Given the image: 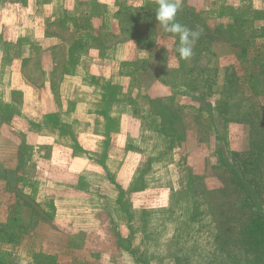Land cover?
<instances>
[{
	"label": "rangeland",
	"instance_id": "374dc122",
	"mask_svg": "<svg viewBox=\"0 0 264 264\" xmlns=\"http://www.w3.org/2000/svg\"><path fill=\"white\" fill-rule=\"evenodd\" d=\"M157 7L0 0V264H264V0Z\"/></svg>",
	"mask_w": 264,
	"mask_h": 264
},
{
	"label": "clouds",
	"instance_id": "9594fccd",
	"mask_svg": "<svg viewBox=\"0 0 264 264\" xmlns=\"http://www.w3.org/2000/svg\"><path fill=\"white\" fill-rule=\"evenodd\" d=\"M183 0H158L155 11V20L166 33L178 37V45L175 51L179 59L189 60L194 52L193 46L200 36V31H194L177 20V14L182 9Z\"/></svg>",
	"mask_w": 264,
	"mask_h": 264
},
{
	"label": "crops",
	"instance_id": "0c3cea01",
	"mask_svg": "<svg viewBox=\"0 0 264 264\" xmlns=\"http://www.w3.org/2000/svg\"><path fill=\"white\" fill-rule=\"evenodd\" d=\"M23 4V5H22ZM20 6H21V8H24V9H27V7L29 6V4L27 3H22ZM37 4V3H36ZM44 5V4H43ZM31 8V7H30ZM34 20V19H33ZM34 23H38V22H35V21H33ZM30 23V22H27V23H29V26H32L34 23ZM6 23H9L8 22V20H7V18H1L0 17V28H3V26H5V24ZM44 30V29H43ZM46 33V34H45ZM48 36V31H46V32H42V38L40 39V40H45L47 37H45V36ZM21 40V42H23V39L22 38H20V37H17L16 38V40ZM34 40H36V39H34ZM34 40L33 39H31V38H29L28 39V41L26 42L27 43V46L28 47H31L32 48V46L34 45ZM39 40V41H40ZM38 42V41H37ZM40 44V43H39ZM60 45H61V42H60ZM21 46H23V44H21ZM62 46V45H61ZM43 50V49H42ZM2 51V50H1ZM49 51H47V50H44V53L43 54H45V53H48ZM51 53H52V51H51ZM42 54V52H41V54L40 55H43ZM33 57V54L32 53H28V54H26L25 55V57H23L24 59H29V58H32ZM4 68V66L2 65V68L1 69H3ZM15 71H11V73H14ZM20 75V74H19ZM18 81L20 82V83H22V84H26V86H27V84L30 82L29 80L27 81H24L23 79H22V77H18ZM8 88L11 90V89H16V87L15 86H13L12 84L11 85H9L8 86Z\"/></svg>",
	"mask_w": 264,
	"mask_h": 264
},
{
	"label": "trees",
	"instance_id": "16d2710c",
	"mask_svg": "<svg viewBox=\"0 0 264 264\" xmlns=\"http://www.w3.org/2000/svg\"><path fill=\"white\" fill-rule=\"evenodd\" d=\"M248 195V193H247ZM249 201L251 202V200L249 199ZM264 224V221L260 222V223H256L254 226H258V225H263Z\"/></svg>",
	"mask_w": 264,
	"mask_h": 264
}]
</instances>
